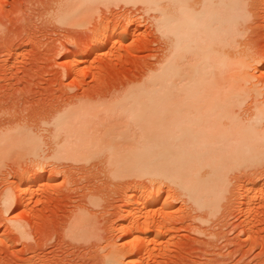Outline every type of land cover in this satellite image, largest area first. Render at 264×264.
I'll list each match as a JSON object with an SVG mask.
<instances>
[{
	"label": "rangeland",
	"instance_id": "1",
	"mask_svg": "<svg viewBox=\"0 0 264 264\" xmlns=\"http://www.w3.org/2000/svg\"><path fill=\"white\" fill-rule=\"evenodd\" d=\"M63 1L0 0V128L28 124L37 127L46 143L40 158L12 155L1 162L0 264H103L112 246L131 249L136 236L144 237V232L122 228L132 197L144 198L148 207L156 205L152 216L160 224L150 229V258L133 253L123 264H264V160L227 174L226 199L211 214L195 211L168 181L112 172L105 157L50 158L54 145L45 130L51 127L40 119L45 111L75 97L117 100L166 53L165 39L153 25L156 14L144 5L100 4L90 23L80 25L58 20ZM245 3L243 35L234 51L250 57L253 66L247 69L249 87L257 85L260 97L253 92L247 103L251 106L255 98L264 101V0ZM117 28H127L130 37L115 48L120 34L99 53L104 33L110 36ZM85 52L89 57L73 67L71 58ZM247 111L240 113L249 115ZM20 185L29 189L24 207L16 194ZM8 191L14 201L6 207ZM81 214L84 230L89 229L86 236L69 230Z\"/></svg>",
	"mask_w": 264,
	"mask_h": 264
},
{
	"label": "bare ground",
	"instance_id": "2",
	"mask_svg": "<svg viewBox=\"0 0 264 264\" xmlns=\"http://www.w3.org/2000/svg\"><path fill=\"white\" fill-rule=\"evenodd\" d=\"M115 1L142 4L155 12L153 25L165 39L166 53L156 68H149L144 79L117 100L75 97L63 107L45 111L40 119L51 127L45 130L54 145L50 158L89 161L105 157L112 172L168 181L187 196L195 211L215 214L229 187L227 174L264 160V101L255 98L251 106L247 104L253 92L260 97V90L256 91L257 85L249 87L250 57L234 51L243 35L240 26H244L246 0H65L56 17L71 24H89L100 4ZM128 32L117 28L108 36L106 31L98 52L121 34V43L114 42L116 48L126 41ZM88 55L73 56L71 65ZM68 68L64 67L65 72ZM243 111L251 113L242 115ZM36 128L23 123L0 128V165L12 155L40 158L45 136ZM20 186L16 194L24 207L27 191L34 187L31 183L27 190ZM9 192L4 197L6 207L14 201ZM134 199L129 200L122 228L126 233L144 232V237H134L131 249L112 246L103 264H123L133 253L141 257L151 254L154 241L149 239L150 229L156 222L160 224L152 214L155 216L158 207H148L144 198ZM79 217L73 219L69 230L86 236L89 229L82 225L86 218Z\"/></svg>",
	"mask_w": 264,
	"mask_h": 264
}]
</instances>
